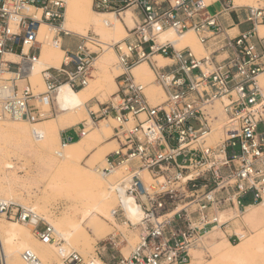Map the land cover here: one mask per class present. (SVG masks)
<instances>
[{"label": "built area", "instance_id": "1", "mask_svg": "<svg viewBox=\"0 0 264 264\" xmlns=\"http://www.w3.org/2000/svg\"><path fill=\"white\" fill-rule=\"evenodd\" d=\"M212 3L220 6L215 14L207 10ZM91 8L119 19L130 11L134 25L125 26V37L112 45L94 33L76 35V50L64 53L59 68L41 72L44 92L36 94L31 84L16 85L21 63L32 69L39 59L41 24L52 29L55 47L61 48V36L71 35L62 30L64 1L0 0V119L34 122L31 100L50 101L63 84L84 89L96 59L112 46L117 91L96 111L90 109L89 118L93 125L105 119L117 123L112 136L117 148L100 174L122 170L109 184L116 200L111 218L137 232L138 243L123 255L128 241L119 232L100 242L95 254L102 264H189L207 233L230 225V213L264 204V33L258 31L264 8L236 6L234 0H92ZM245 24L250 30L240 31ZM169 32L177 38L192 33L201 53L189 41L177 48L162 38ZM17 47L20 62H8L5 55ZM142 64L162 92L161 103L153 104L146 85L132 74ZM5 74L12 78L3 81ZM216 127L220 136L212 143ZM86 134L81 124L79 139ZM127 202L138 212L136 222L127 216ZM0 217L23 224L34 218V235L42 244L56 243L63 264H85L76 252L61 249L53 227L29 208L0 202ZM22 258L42 264L29 251Z\"/></svg>", "mask_w": 264, "mask_h": 264}, {"label": "rangeland", "instance_id": "2", "mask_svg": "<svg viewBox=\"0 0 264 264\" xmlns=\"http://www.w3.org/2000/svg\"><path fill=\"white\" fill-rule=\"evenodd\" d=\"M258 6L264 8V0H262V3L259 2V5L256 7ZM207 10L209 13L215 14L220 10V6L218 3H212L208 6ZM232 17L235 21H237L234 15ZM131 19L133 27V16H131ZM250 27V24H245L241 26V30L245 31ZM89 33L96 34L99 37V40L106 45H111L113 42H116L117 38L125 37L124 32L121 35H118L116 32L106 28L99 30L90 28L87 29L86 33L82 36H85ZM192 36L194 38L193 44L195 45L197 42L194 35ZM52 37L53 33L51 31L48 34V38L45 40V42H41V46H44V44L46 45V53H50L51 56H53L56 61V68H59L63 61V54L58 56L53 50L51 44ZM116 63L117 59L114 53L111 58V62L103 67H99L100 71L95 72L93 74L94 78L89 82L88 86L90 88L86 91L85 101L92 97L89 99L90 101L88 100V102L90 103L89 107H93V111L97 110V104L108 102L111 98H113V95L116 92L114 82L111 83L109 81L111 79L114 80V78L119 74V71L114 69V66L117 67ZM160 64H164V61L161 60ZM145 68L148 70L146 66ZM43 69L40 70V73L37 77L39 79V83L36 81V78H29L32 89L36 94L44 92V85L41 76V71ZM137 80L148 84L146 81L140 79ZM152 81L153 78L151 76L146 92L148 91ZM152 89L158 90L160 92L156 86H152ZM80 95L75 98L80 99ZM76 105H78V103H75L66 111L75 107ZM39 106H41L44 110H47L48 108V104L46 106L39 104ZM84 107H86V104ZM87 110L88 108L86 107V111L76 115L71 114L69 117L78 118V121L86 122L87 119H89V112H87ZM219 111L220 110L217 106V112ZM52 120H55V118L46 121L44 120L42 122H48ZM10 121L11 120L0 119V123H4L6 126L12 125ZM42 122L28 121L26 124L27 134L25 135L13 134L9 133L8 131L0 132V198H6L9 200V203L29 208L34 212V214L42 218L45 224H50L53 226V228L57 230L58 233L63 237H55L56 241L60 243L59 247L66 246V252H76L83 258L85 264L101 263L95 254V249L98 247L100 242L112 234L117 235L119 232H121L127 241H129V244L134 247L138 243L137 232L127 229L126 226H117L112 218L109 217L107 219L104 215L100 213L96 214L93 210H91L93 211L92 215L87 214L90 208H92V204L96 201L95 199H98V194L101 192H103V194L105 193V196H108L109 198L105 200V206H101L102 209L106 211V213L110 212L116 206V200L109 192V184L112 183L116 177L121 176L122 170H118L116 173L111 175L107 174L106 176L101 175L100 170L105 166L104 159L106 154H109L117 148V144L112 138L114 129L117 127V123L115 122V124L114 121L111 123V136L105 142L101 143V141H99L95 143V145L98 147L104 143L113 141V150L111 149L108 153L100 158L91 157V155L94 154L95 150L97 149L96 147L94 150L90 151L79 163H77V166L75 163H73L74 165L71 163L63 165L57 156L54 158L52 154L44 152L40 149V140H36V138L32 137L29 134L28 129L30 128L31 124H38ZM1 124L0 126H2ZM96 125H93L92 128H89L93 130ZM219 136L220 132L217 131L212 135L210 142H217ZM90 171L95 173L97 177L95 181L96 183L92 181L88 183L86 181L87 177L89 178L94 175ZM94 183L97 184V186ZM93 192L96 193L95 199L90 198V195L94 194ZM107 192L110 193L112 198L106 194ZM9 193L11 197L8 195ZM253 210L258 212L260 211L261 214H264V205L260 204ZM239 214L240 213H237L236 211L230 213L228 217L232 218V221L230 222L231 225L225 229H220V232L216 234V236L211 235V237L210 235H205L203 238V244L200 246V248L192 252L193 259L189 264H207L208 262L218 258L223 253L219 250V248L224 243L223 241H226V243H230L232 245H237L241 242H246L248 244L246 248L248 251L246 250V253H243L244 255L246 254V256L242 254L244 259L241 254L234 253L233 255L232 253L235 258L232 257L230 260L225 261L224 264H241L242 262H245L243 264H264V224H256L255 226L248 225L243 222L242 216ZM223 220L226 219L223 218L221 222H223ZM0 221H3L4 224L2 222L1 223L6 229L13 228L14 230L26 231L28 233L26 240L21 239L19 236L12 235L10 232L5 233L3 236L1 241L3 247L5 245L7 255L9 257H13L12 261H9V264H26L22 258L23 253L25 251L32 252L33 254L35 253L33 250L34 248H31L29 245L30 242L37 245V248L45 246V244L39 242L37 237L34 235V225L5 220L2 217H0ZM66 237H68L69 244L64 241ZM118 238L120 239L121 237L118 236ZM211 240L213 242H211ZM54 244L55 248H52L53 253H51V255L46 259V262L43 261V263H62L57 252L58 247L56 246V243ZM132 247L129 248L128 246L122 245L121 252L129 253ZM228 248L227 249L229 251L232 249L229 246ZM227 249L225 252L228 251ZM232 251L234 252L232 249L229 253ZM249 258L252 259V262L248 261ZM102 259L106 260V255H104Z\"/></svg>", "mask_w": 264, "mask_h": 264}, {"label": "bare ground", "instance_id": "3", "mask_svg": "<svg viewBox=\"0 0 264 264\" xmlns=\"http://www.w3.org/2000/svg\"><path fill=\"white\" fill-rule=\"evenodd\" d=\"M63 1L65 4V14H64V21L62 24V30L64 32L72 33L74 35L77 34V35L82 36L86 33L87 29L93 28L94 30H99V29L106 28V29L112 30L113 32H117L118 35H121L123 32L125 33V29H124L125 26H127L128 28H132V19H131L132 15L129 11L125 12L122 15V18L119 19L111 13L99 14V13H95L94 11H92L91 0H63ZM259 2L262 3V0H234V4L236 6L256 7L257 5H259ZM258 29H259L260 33L264 32V26H259ZM51 31H52V29L49 26H47L45 24H41V26L39 28V32H38L37 41L39 40L38 41L39 43H41V42L44 43L45 40L48 38V34ZM192 35H191V33H187L183 37L177 38L176 36H174L172 33L169 32V33L164 34L162 38L170 39L172 42H174V44L177 48H180L181 46H183V43L185 41H189V44H190V47L192 48V50L196 54H198L201 52V47L198 44H195V45L193 44L194 38ZM122 39L123 38H117L116 43L120 42ZM45 46H46L45 44H44V46L42 45L41 55H40L39 59L37 60V62L32 66V69H31V66L29 67V63H27L26 61L23 62L22 68L20 69L19 76H25L26 75L29 78H36V81L39 83V79L37 77H38L41 69L48 68V67L56 68V61L53 58V56H51L50 53H46L47 47H45ZM52 48L58 56L60 54H63L59 47H55L52 45ZM23 52L24 53L27 52V47L24 48ZM113 55H114V50H113L112 46H105L104 52L98 57V59H96L94 66L99 68V67H103V66L109 64L111 62V58ZM5 58L8 59L10 57L6 56ZM158 59H160V57ZM158 59H156V60L160 63V61ZM94 66H93V68H94ZM145 66L146 65L142 64V65L135 67L132 70V74L135 76L136 79L146 81V83L148 82V84H149V80H150L152 74L150 71H148L145 68ZM114 67H115L114 68L115 70L119 71L116 66H114ZM11 78H12V76L10 74H5L2 77V80L6 81V80H9ZM152 78H153V76H152ZM109 81L111 83L114 82L113 79H111ZM143 84H145V83H143ZM148 84H145L146 89H147ZM151 84H153V83H151ZM151 84H150L148 91L146 92L149 100L153 104L161 103L163 100L162 92L161 91L159 92L158 90L152 89V86H156V85H151ZM89 88L90 87L87 86L82 90L74 91L67 84L61 85L56 90V92L54 93L53 98L57 96L58 101L64 102V104L70 108L71 106H73L76 103V101L73 100L75 98V96L77 94L78 95L81 94L80 99L78 98L79 104L76 105L75 107L69 109L68 111L64 112L55 120L48 121V122H42V123H38V124H31L30 128L28 129V132L32 137L36 138V140H40V142H41L40 149L44 152H48V153L52 154L54 156V158H55V156H57V158H59V160L61 161V163L63 165L64 164L67 165V163H71V164L79 163L90 151L94 150L97 147L95 145V143H97L99 141H101V143H103L111 136L110 135L112 132L111 131V123H113V121H114L113 119L101 120L98 122L97 125L95 124L96 127L93 130H91V128H89V127L93 126V122L89 118V119H87L86 122H83V124L87 127V134L83 137V139L76 141V142H72V143H69V142L68 143H63V142L60 143V141H59V129L66 127L68 124L71 123L69 116L71 114L76 115V114H79V113L86 111L85 107H84V103L86 100V91ZM156 88L159 89L157 86H156ZM48 102H50L48 98L38 100V103L41 104L42 106H46L48 104ZM72 120H74V119H72ZM10 122L12 124L10 126H6V125H4V123L3 124L0 123L2 125V126H0V132L8 131L9 133H13V134H23V135L27 134V128H26V124L28 123L27 120H25V119L24 120H11ZM114 123H115V121H114ZM71 124H73V123H71ZM219 129H220L219 127H216L213 134H215L217 131L220 132ZM112 142L113 141L107 142V143H104V144L98 146L97 149L95 150L94 154L91 155V157L100 158L103 155H105L106 153H108L113 148ZM107 155L108 154H106V156ZM106 156H105V158H106ZM77 166H78V164H77ZM90 172H92V171H90ZM92 173L94 174L92 177L86 178L87 179L86 181L88 183H90L91 181L92 182L96 181L97 177H96L94 172H92ZM95 185L97 186V184H95ZM95 194L96 193L90 195V198L95 199L96 198ZM106 194H108L109 197H111L109 192H107ZM8 195L10 196V193ZM11 195H12V193H11ZM107 198H108V196H105V193L104 194H103V192L99 193L98 199L97 198L95 199L96 201L92 204V208H90V210L87 212V214L92 215V212L95 211L96 214L100 213V214L104 215L107 219L109 217L111 218V213H110L111 211L107 212L108 213L107 214L106 211H104V209H102V207L105 206L104 202ZM8 201L9 200H7L6 198L5 199L0 198V202H2V203L9 204ZM262 205H264V204H262ZM256 206H259V205H256ZM256 206H249L246 208V211L240 213L244 223H246L248 225H254V226L256 224H264V214L263 213L261 214L260 211L258 212V211L253 210ZM126 207H127V211H128V215H127L128 218L132 222H136V220L138 219V212L135 210L134 204L131 202H127ZM91 210H93V211H91ZM89 215H87V216H89ZM87 216H85V217H87ZM1 222L3 223V221H0V244H1V247H0V264H9V261H12L13 257H9L7 255V250L5 248V245L3 247V244L1 242L3 236L5 235V233L10 232L12 235L19 236L21 239L26 240L28 233L26 231L14 230L13 228H7L6 229L3 225L4 223L2 224ZM35 223H36V220L34 218H32L31 222H28L27 224L35 225ZM219 230H220V228H218V227L214 228L211 232L207 233V235L216 236V234H218L220 232ZM54 233L56 234V237H59V236L62 237L58 233V231L55 229H54ZM223 235H224V233H223ZM215 239H216V237H215ZM64 241H66V243L69 244L68 237H66ZM211 242H213V241L211 240ZM223 242H224L223 245L219 248V250L221 252H223L222 255H220L218 258L208 262L207 264H220V263L224 264L225 261L230 260L232 257H234L233 256L234 253H238V254L242 255L246 250L248 251V249H246L247 245H248L246 242H241L240 244H237V245H232L230 243H226V241H223ZM225 244H228V245H225ZM29 245L31 248H34L33 249L35 251L34 255L37 256V258L41 261L42 264H46V263H43V261L46 262V259L51 255V253H53L52 248L55 246V244L50 243V244H46L45 246H41L40 248H37V245H35L31 242L29 243ZM127 246L129 248L132 247L129 244V241H128ZM228 246L230 248H232L234 250V252L232 251L231 253H229L232 249L229 251ZM65 247L66 246H62L61 249L67 251ZM1 248H2V250H1ZM226 249L229 252L228 251L225 252ZM57 252L59 254V249L57 250ZM127 253H122V254L126 256ZM232 253H233V255H232ZM243 255H242V257L244 259V256H246V254L244 256ZM236 256H237V254H236ZM251 260L252 259H250V258L248 259V261H251ZM238 261H239V259H238ZM240 261H242V260H240ZM244 261H247V260H244ZM243 263H245V262H242L241 264H243ZM61 264H63V263H61ZM99 264H102V263H99Z\"/></svg>", "mask_w": 264, "mask_h": 264}, {"label": "crops", "instance_id": "4", "mask_svg": "<svg viewBox=\"0 0 264 264\" xmlns=\"http://www.w3.org/2000/svg\"><path fill=\"white\" fill-rule=\"evenodd\" d=\"M133 25H134V21H133ZM250 28L248 30H250ZM124 29H125V27H124ZM239 30L242 31L241 30V26H239ZM248 30H245V31H248ZM258 31H259V29H258ZM263 33L264 32H262L260 34H263ZM68 34H71V35H69V36H61L60 37V39H61V48H60V50L62 51L63 55H64L65 52H73V51H75L76 50V47L78 45V41H79L78 38H77V36H76L77 34L76 35H74L72 33H68ZM116 34H117V32H116ZM78 36H81V35H78ZM113 43H116V42H113ZM19 51H20V47H17L16 50H15V53L6 54L5 57L6 56H9L10 58H8V59L5 58V59L8 62H12V63H16V64L19 63L20 60H21V57L19 55ZM41 51H42V46H41ZM200 53H198V54H200ZM40 54H41V52H40ZM159 61H161V60L159 59ZM23 62L24 61H22L21 64H23ZM48 68H54V67H48ZM11 69L15 70L16 67L15 66H11ZM44 69H46V68H44ZM55 69H57V68H55ZM97 71L99 72L100 71V68L95 67L92 70V78L91 79L94 78L93 77V74L95 72H97ZM20 77H22V78L16 82V85L18 87H22L24 85L31 84L30 81H29V78L28 79L26 78V75L25 76H20ZM115 78H114V85H115V89L117 91V86H116V80H115ZM77 96H78V94L75 97H77ZM91 98H89V99H91ZM73 100H75L76 103L79 104L78 98H74ZM88 100L85 101V103H84V106L86 104V107L88 108L87 112H89V110L93 108V107H89V104L90 103L88 102ZM86 107H85V110H86ZM68 108L69 107H67L64 104V102L58 101L57 96L54 97V98H53V96H51V100H50V102H48V108H47V110L46 109L44 110L41 106H39V104H38V102L36 100H31L29 102L30 112L36 117V120L35 121H37V122H42L44 120L46 121V120H50V119H53V118L57 119L61 114H63L64 112H66V110ZM88 115H89V113H88ZM69 119H70V122L73 123V124L70 123L66 127H63V128H60L59 129V137H60V141L61 142L62 141L71 140L69 143H72V142H76V141L80 140L79 139V135H78V130L80 129V125L83 124L84 121H78V118H74V117H70ZM72 119H74V120H72Z\"/></svg>", "mask_w": 264, "mask_h": 264}]
</instances>
